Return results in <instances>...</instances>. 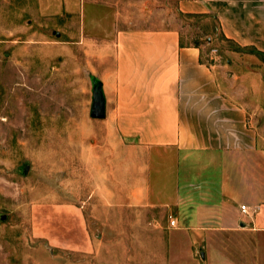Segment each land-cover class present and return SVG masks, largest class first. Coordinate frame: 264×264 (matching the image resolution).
<instances>
[{"label":"rangeland","instance_id":"1","mask_svg":"<svg viewBox=\"0 0 264 264\" xmlns=\"http://www.w3.org/2000/svg\"><path fill=\"white\" fill-rule=\"evenodd\" d=\"M64 1L0 0V264H240L235 243L186 242L172 212L129 210L123 195L110 203L127 144L106 117L89 116L90 77L97 48L117 33L176 30L264 139V52L235 50L218 19L173 0Z\"/></svg>","mask_w":264,"mask_h":264},{"label":"crops","instance_id":"2","mask_svg":"<svg viewBox=\"0 0 264 264\" xmlns=\"http://www.w3.org/2000/svg\"><path fill=\"white\" fill-rule=\"evenodd\" d=\"M173 1L184 14L214 15L226 39L264 52V0ZM94 54L105 125L127 144L110 203L123 195L129 210L172 212L186 242L235 243L240 264H264V139L217 68L176 30L119 32Z\"/></svg>","mask_w":264,"mask_h":264},{"label":"water","instance_id":"3","mask_svg":"<svg viewBox=\"0 0 264 264\" xmlns=\"http://www.w3.org/2000/svg\"><path fill=\"white\" fill-rule=\"evenodd\" d=\"M91 106L89 116L93 119H104L106 112V99L101 80L96 75H91ZM29 168L28 164L21 167V172L25 174ZM6 215L0 214V221L5 220ZM203 257V253L201 254Z\"/></svg>","mask_w":264,"mask_h":264},{"label":"trees","instance_id":"4","mask_svg":"<svg viewBox=\"0 0 264 264\" xmlns=\"http://www.w3.org/2000/svg\"><path fill=\"white\" fill-rule=\"evenodd\" d=\"M189 16H194V17H197V18H209L210 20H213V21L217 22V18H216L214 15H210V14H193V15H190V14H189ZM218 26H219V25H218ZM215 28H216V27L214 26V27H213V30H214V31H215ZM219 36L221 37V39L225 40V41H226L231 47H233L235 50H238V49H239V47H238L233 41L224 38V36H223L221 33H219ZM181 44H182V42H181ZM192 45H193L194 47L200 49L198 43H193ZM257 55H260V56H261L262 54L257 52ZM201 62L204 63V62L202 61V59H201Z\"/></svg>","mask_w":264,"mask_h":264},{"label":"built area","instance_id":"5","mask_svg":"<svg viewBox=\"0 0 264 264\" xmlns=\"http://www.w3.org/2000/svg\"><path fill=\"white\" fill-rule=\"evenodd\" d=\"M240 211L243 214H247L248 215L249 213H255L256 210L255 209L254 210H249V208L246 207L245 205H241L240 206ZM168 218H169V225L171 227H175L177 225L176 219L174 217H172V215H169Z\"/></svg>","mask_w":264,"mask_h":264}]
</instances>
